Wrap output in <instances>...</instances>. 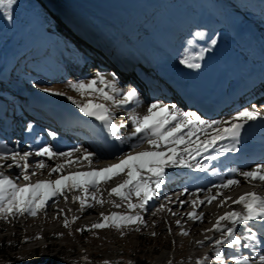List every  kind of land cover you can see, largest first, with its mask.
<instances>
[{"label": "bare ground", "instance_id": "6f19581e", "mask_svg": "<svg viewBox=\"0 0 264 264\" xmlns=\"http://www.w3.org/2000/svg\"><path fill=\"white\" fill-rule=\"evenodd\" d=\"M129 1L131 6L135 7V12H137V15H133L134 18L130 16L125 17V22L133 19L129 20L131 23L128 21L126 24L115 16L117 14H115L113 8H119L127 14L126 9L121 7V4H123V7L125 6L124 1L123 3L120 0H108L107 2L100 3L103 5L107 4V9L103 8L102 10H106L105 16H108L114 24H109L110 22L105 21L107 28H104L101 22L102 17L100 18L99 14L95 13L98 16L95 15V19L91 20L90 24L85 20H78L80 23H87L85 24L86 26L90 25L96 32L95 35L82 34L81 29L80 34L76 35L82 40L81 42L97 43H93L92 46H95V49L100 51H98V54L102 57H97L93 50L88 51L84 46L83 48L81 46L83 50L82 56L86 52H90L93 55L92 58H95L94 60L86 56V58H83L86 61H82L84 63H77V60H80L82 56L76 60L77 66L82 67L83 65H87L86 70L80 71L79 69L81 76L87 78L92 76L97 77V74L100 73L96 71L95 67H104L103 61L111 60L113 63L112 67H117L122 74L121 78L123 80L116 82V86L121 93L119 96L123 98L122 94L130 89L126 86L127 81L137 83L141 94L144 95L145 101L142 103L134 102L122 106L116 104L118 107L117 113H115L117 110L114 112L111 108L109 109L112 117L111 123L117 127L118 136L120 134L118 130L121 125H123L122 130L131 136L133 127L129 116L144 115L148 105L158 102L160 99H163V102L160 103L175 105L178 111L182 112L175 103L177 101L171 97L175 94L177 97L182 98V96L187 95L188 92L184 91L187 89V91L192 92L197 98L204 100L212 108L218 110L217 113L204 118L206 121H229L241 110L248 109L255 111L250 107V102H242V99L247 93L255 92L254 97L258 92L264 90V0H199L201 3H204V7L200 6L196 2L197 0H191L190 5L192 2L194 5L193 12L187 15L176 14L173 16L170 15V12L162 9L163 5L159 0ZM145 1H148V7ZM155 9H162L165 13V16L159 20L160 26H158V20H156L153 14ZM250 11L253 13V16L248 15ZM201 20L206 24V27H204L205 31L190 32V29ZM73 22L68 20L65 23L63 22L67 31L70 25L74 24ZM213 39L216 41L214 45L210 42ZM194 57L200 58L195 59ZM185 58H192L190 62L199 64L200 66L198 68L186 67L180 63ZM131 66L133 69L130 70ZM108 74L110 73L108 72ZM155 77H157V80ZM158 82L162 85V88ZM172 83H177L179 87ZM57 92L62 93V95H54ZM40 93L46 95L54 103L55 107L49 105V103L43 106L45 100L40 98L38 94L36 96L30 95L28 101H36L37 103L35 102V104L38 106L34 104L28 105L29 114L32 115L33 119L31 120L37 123L34 129L38 131L41 128L47 136L45 135L44 139V135H41L42 132L39 131L34 134L33 129L32 132H26L23 136L24 143L26 141H30V143L28 142L29 144H27L26 142L25 144L22 143V145H29L27 148L35 153L42 147H50L56 150L57 148H61V146L73 144L81 148L82 146L80 145L82 143L83 147H85L81 149L92 153L93 159L91 165L86 160L81 159L79 163H73V169L65 165L61 172L53 173L51 176L49 175L51 170H46L43 178L30 179L26 183L35 184L40 181L56 180L60 175L99 170L113 163H118V157H122L125 153L132 152L134 155L138 152L150 150L148 143L144 142L133 151L130 144L137 143L136 137H132L128 143L121 144L110 135L107 127L92 117L84 116L76 105L71 102L75 100L83 104L87 102L96 103L95 101L76 98H71L70 100L69 94L59 91L43 90ZM113 96L115 98L119 97L114 93ZM167 96H170L171 101H168V98L166 99ZM223 106L226 109L222 110ZM0 108L3 110V106H0ZM2 110L0 113H2ZM255 112L259 113L258 118L244 124L240 130L239 142L236 144L235 151H221L223 148L231 149L233 146V142L230 139H224L218 141L207 152L197 155L195 159L188 158L193 165L197 163L204 165L205 171H199L194 167H185L182 170H179V167L166 169L164 180H167V183L165 185L171 184L176 176L187 174L184 172L187 169L190 171L192 177L199 180L188 184L185 188L178 189L174 192L175 194L167 191L166 186L163 185V189H159L155 197L148 201V203H152L149 211L145 215L138 214L137 216H140L142 219L149 216L153 217V209L157 208L159 201H161L159 207L164 206L168 208L165 210V213L167 212V214L173 215V217L178 216L184 219L186 215L188 216V213L194 210L192 208L184 211L186 205L193 200L206 201L209 196L216 194L217 190L213 185L222 183L229 178L239 179L241 183L239 186L221 189V195L210 204L211 206L204 208L205 203L195 208V212L202 214L203 218H213L212 223L207 227L208 229L212 228L217 218L223 216L226 212H243V208L240 205L233 203L234 200L251 192L264 197V190H260L264 188V183L258 180L245 182L241 176L231 171L235 169L237 173H241L251 171L258 165H264L263 163H257V161L251 163L249 156L264 152V111ZM2 115L0 116L2 117ZM118 115L121 116V119H119ZM3 123L8 124L6 118L3 119ZM43 123L47 124V128L41 126ZM227 126L226 124L225 127ZM50 132L54 135H49ZM36 134L38 137L35 141H32L31 136H35ZM62 135L69 137V140L70 136L75 137L76 142L69 143L68 139H62ZM200 135L202 138L203 133ZM251 135H254L257 139L251 140L249 138ZM80 157H76L74 161ZM209 157L216 158L210 159ZM58 163L63 164L62 161ZM28 171L35 172L36 169L29 164ZM19 176L22 177V174ZM117 176H120V179L114 183L111 190L124 182L127 178L126 170ZM26 183L17 185V187L22 188ZM72 191L66 190L68 194H72ZM73 196L77 197V194ZM79 196L82 198L81 196L84 197L85 194ZM222 200L225 203L221 206ZM85 204L87 205L88 202ZM68 208L70 207L68 206ZM49 209V211H54L61 209V207L51 206ZM103 215L104 213L100 211L95 216L88 217L89 220L84 223L89 221L93 223L102 218ZM70 216L74 220L82 215ZM249 226H252L260 233H264V221H249ZM208 229L200 231L204 232L207 230V233L201 238H208L212 235ZM237 233L244 235L240 243L249 242L247 239L249 235L248 229L244 230V226L239 227L238 225L235 235ZM253 248L256 256H254V261L251 264H256L258 257L264 255V241L257 234ZM170 257L171 254L168 251H162L156 257L153 264H165V261L167 262V259Z\"/></svg>", "mask_w": 264, "mask_h": 264}, {"label": "rangeland", "instance_id": "374dc122", "mask_svg": "<svg viewBox=\"0 0 264 264\" xmlns=\"http://www.w3.org/2000/svg\"><path fill=\"white\" fill-rule=\"evenodd\" d=\"M107 1L62 0L53 5L47 0H15L10 8H0V106H3V110L0 108V112L2 110L0 115L3 114L2 117L0 116V155L9 156L8 159L0 160V168L13 166V161L10 158V153L13 151L19 152L21 155L24 152L34 153L27 148L28 145H22L24 134L32 132L34 126V122L31 120L33 119L32 115L29 114V106L37 104H35L36 101H28L30 95L38 94L45 100L43 106L49 103L55 107L54 103L40 92L45 89L59 91L69 94L74 99H89L96 103H104L108 109L111 108L114 112L117 110L115 113L118 112L116 104L111 100H103L98 92H85L82 96L68 87L70 83L87 84V82L96 79L95 76L88 78L81 76L79 69L80 71L86 70L87 65L80 67L75 63L83 55V46L88 51L93 50L97 57H101L98 54L99 50L92 46L94 42H81L82 40L77 37L80 34V29L82 34L95 35L96 33L90 25L86 26L87 23H80L78 20L82 19L90 24L97 15L95 13H98L99 17H102L101 22L104 28L107 25L105 21L110 22L109 24L113 23L108 16H105L106 10H102L103 8L107 9V4L100 3ZM123 1L125 6L123 7L121 4V7L126 9L127 14L119 8L113 9L117 14L116 18L125 22L126 16L134 18L133 15H137V12L129 0H120V2ZM147 3L148 1H145L148 7ZM123 17L124 19H122ZM67 20L74 21V24L69 27L71 32L67 31L64 25ZM127 22L125 23L127 24ZM129 22L131 23V21ZM86 56L92 58L93 55L86 52L80 60H77V63H84L86 60L83 58ZM92 59L95 60V58ZM131 69H133L132 66ZM93 88L103 89L105 93L113 95L110 89L99 82L94 84ZM119 98L122 99L121 96L115 99L119 100ZM118 116L121 119V116ZM4 118L8 121L7 125L3 123ZM62 136V139H68L69 143L76 142L75 137L70 136L69 140V137ZM27 144L29 143L27 142ZM78 144L80 145V143ZM80 146L83 147V144L81 143ZM76 147L77 145L70 144L62 146L63 150L59 148L54 151L59 153L70 151ZM81 154L74 153L70 159L74 161ZM41 160L46 165L43 169L36 167V164ZM59 161L73 169V163L69 164L62 157H53L49 160L47 157H37L32 154L27 158V162L35 167L36 175H31V171H28L27 174L31 176L30 179L43 178L46 170L54 168L59 164ZM19 173L22 174L21 168H19ZM4 175H8L7 171ZM16 177L17 180H14L16 185L26 183L23 176L17 175ZM119 179L120 176L116 175L107 182L102 181L95 188H89L87 192L75 189L72 194H68L65 191L64 195L54 197L52 201L49 200L35 216L25 214L0 219V242L3 246L0 251V264H105V262L107 264H153L162 251H168L171 254L165 264H196L198 260L203 264H218L213 245L216 239H222L221 234L210 231L212 234L210 237L201 238L207 233V230L200 232L203 229H208L213 218L207 217L193 222L188 219L187 215L184 219L178 216L173 217V215L165 213L168 208L159 207L161 201L158 199V207H153V217L141 218L142 222L128 223L125 221L121 222L119 228L109 225L100 229H93L92 225L105 223L103 217L93 223L91 221L84 223L89 220L88 217L95 216L100 211L104 213L103 216L115 214L132 217L138 214L145 215L149 211L152 203H147L144 209L130 210L127 202L121 201L114 195H108L111 187ZM260 190H264V188ZM74 194H77V197H74ZM83 194H85L84 197L81 196L83 199L87 197L85 203L88 202L93 206L90 208L85 206L82 210L80 203L82 198L79 195ZM92 196H96L103 203L97 204L91 198ZM131 202L138 204L139 200L133 196ZM51 206L61 207V209L49 211ZM191 206L192 201L186 205L184 211L192 209L193 206ZM207 206L211 205L206 203L204 208ZM80 214L82 216L74 220L71 219L70 215L78 216ZM197 214L199 215V213ZM65 220L70 222L68 227H65ZM184 232H187L188 235H182ZM237 234V238L243 239L242 235ZM36 237L40 238L36 239ZM243 244L240 243L239 246L232 248L227 245L221 246L223 264H233L235 258L242 256L248 257L249 264H251L256 252H253V247L244 248Z\"/></svg>", "mask_w": 264, "mask_h": 264}, {"label": "snow or ice", "instance_id": "6c2138e0", "mask_svg": "<svg viewBox=\"0 0 264 264\" xmlns=\"http://www.w3.org/2000/svg\"><path fill=\"white\" fill-rule=\"evenodd\" d=\"M15 3V0H0V8H10ZM211 44H215L213 39ZM199 59L200 57H194ZM192 58H185L180 61L181 64L189 68H198L199 64L190 62ZM97 82L104 84L116 96L121 95L120 90L116 86L115 77L112 80H107L104 76L97 74L95 80L85 83H70L68 85L72 90L80 93L82 96L85 92H98L103 100H111L114 104L127 105L138 102V91L135 88H130L122 94L123 98L117 102L113 95L104 92L103 89H94L93 85ZM45 91H48L45 89ZM54 95H62V93H54ZM71 100V97H69ZM86 117H92L96 121L101 122L107 127L110 135L120 141L121 144L128 143L132 137H136L137 143L130 144L133 151L140 147L141 143L147 142L149 145L148 151L125 153L122 157H118V163H113L108 167L99 170H91L86 172H77L69 175H60L56 180L40 181L35 184L26 183L24 187H17V185L0 173V219H6L9 216H23L25 214L35 216L37 212L45 207L47 202L54 197L64 195L66 190L80 189L87 192L89 188H95L102 181L107 182L112 177L119 175L126 170L127 178L124 182L113 188L108 195L116 196L121 201L127 202L128 208L144 209L148 201L152 200L156 192L161 188L166 175L165 170L168 168H185L194 167L199 171H205V166L199 163L193 165L189 157H195L202 152H207L208 149L213 148L218 141L230 139L233 142L231 149L223 148L224 151H235L236 144L239 142L240 130L248 121L256 120L259 113L250 111L248 109L237 112L229 121L213 120L206 121L202 119L196 112H181L178 111L175 105H165L164 103L154 102L148 105L146 113L142 116L130 115L133 131L131 136L121 138L117 135V127L111 123L112 117L109 109L104 103H79L75 100L71 101ZM228 125L225 127V125ZM123 125H121L122 127ZM31 128V125H29ZM201 133L203 137L201 138ZM49 135H54L49 133ZM74 153H82L81 157L76 161L70 158ZM37 157H47L49 160L53 157H62L69 164L79 163L86 160L89 165L92 163L93 154L80 147H76L70 151L55 152L50 147H42L35 153ZM32 155L30 152H24L22 155L19 152L13 151L10 153V158L13 165L22 169L23 180L30 181V176L27 174L29 164L27 158ZM9 156L0 155V160L8 159ZM215 159L216 157H209ZM23 161V163H21ZM12 166V165H10ZM36 167L43 169L46 167L43 160L36 164ZM65 167L63 164H57L49 172L51 176L53 173H59ZM238 176H241L245 182L260 181L264 183V165H258L251 171L237 173L235 169L231 170ZM31 175H36L32 172ZM241 181L235 178H229L222 183L215 184L216 194L209 196L207 200H194L192 201L193 212L188 213V219L193 222L202 220L203 215L197 214L195 208L204 205L205 203L211 204L221 195V189H227L230 186H239ZM138 198L139 203L133 204L132 197ZM97 204H102L103 201L96 196L91 197ZM79 199V198H74ZM84 199L80 200L81 209L85 206L92 207V204H85ZM225 201H221V206ZM243 208V212L229 211L223 216L217 218L216 223L208 231L220 233L222 239L214 241L215 256L218 264H223L221 258L220 247L227 245L229 248L240 245V239L235 235L237 226H247L249 221L260 220L264 221V197L258 196L256 193H247L239 199L233 201ZM119 206V205H114ZM105 223H96L92 225L93 229H100L108 227L119 228L121 222L137 223L142 222L140 216H103ZM69 221L65 220V227H68ZM179 223V221H177ZM249 235L247 237L248 243H244V248L253 247L256 241V233L248 228ZM155 235V234H153ZM182 235H188L187 232ZM40 237H36L39 239ZM202 243V242H198ZM206 259V258H205ZM107 264V262H105ZM196 264H203L202 261H197ZM233 264H249L248 257L235 258ZM256 264H264V255L258 257Z\"/></svg>", "mask_w": 264, "mask_h": 264}, {"label": "trees", "instance_id": "16d2710c", "mask_svg": "<svg viewBox=\"0 0 264 264\" xmlns=\"http://www.w3.org/2000/svg\"><path fill=\"white\" fill-rule=\"evenodd\" d=\"M50 4L56 5L57 3H60L62 0H47ZM3 246L2 243L0 242V251H2Z\"/></svg>", "mask_w": 264, "mask_h": 264}]
</instances>
